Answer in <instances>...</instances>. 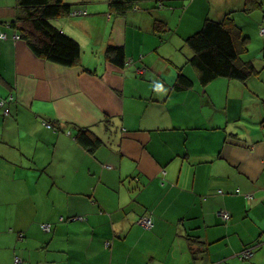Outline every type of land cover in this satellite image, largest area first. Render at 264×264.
<instances>
[{
    "label": "crops",
    "instance_id": "obj_1",
    "mask_svg": "<svg viewBox=\"0 0 264 264\" xmlns=\"http://www.w3.org/2000/svg\"><path fill=\"white\" fill-rule=\"evenodd\" d=\"M111 1L123 0H65L87 13L50 20L81 48L78 65L62 66L14 38L5 22L19 8L0 0V97L11 95L0 106V264H264V85L200 84L177 62L206 15L231 11L260 47L264 0L254 10L246 0H126L138 9L124 13ZM109 44L124 47L125 66L105 61ZM179 68L191 87H173ZM73 124L103 143L83 146ZM248 245L251 260H237Z\"/></svg>",
    "mask_w": 264,
    "mask_h": 264
},
{
    "label": "trees",
    "instance_id": "obj_2",
    "mask_svg": "<svg viewBox=\"0 0 264 264\" xmlns=\"http://www.w3.org/2000/svg\"><path fill=\"white\" fill-rule=\"evenodd\" d=\"M158 1L159 8L177 7L169 4L170 0ZM15 2L17 8H19L18 13L14 19L5 22L10 25L9 28L14 29L15 35L23 39L37 57L62 66L78 65L81 53L79 43L53 25L50 20L66 15H85L87 13L86 8L84 6L73 8L74 5L65 2V0H15ZM109 6L117 12L123 13L138 9L134 3L126 0L111 1ZM260 7V0H246L244 9L254 10ZM231 13V11L226 12L219 19L206 15L201 27L183 39L182 45H187L191 50L186 62L196 70L200 84H206L217 77L239 81L248 79L254 81L253 77L256 78V75L263 74L264 35L262 34L263 39H260L262 44L260 47L257 46L255 53L252 55L260 56V58H241L242 53L249 51V37L242 33L240 26L237 25ZM165 30H168L166 22L162 19H154L152 32L157 35L159 41H163L162 33ZM103 56L105 61L113 65L125 66L126 55L123 46L109 44L105 47ZM256 80L258 81V78ZM192 84L193 80L186 73L180 71L175 75L174 88L187 89ZM8 98L9 95L7 98L0 97V102L3 101L4 104L9 101ZM261 101L264 107V96ZM46 124L48 127L52 125ZM73 126L76 128L75 137L83 146L93 149L103 143L87 126L74 124ZM142 217L143 214L139 215L137 219ZM138 224L146 228L140 223ZM247 247L254 246H245L237 252Z\"/></svg>",
    "mask_w": 264,
    "mask_h": 264
},
{
    "label": "rangeland",
    "instance_id": "obj_3",
    "mask_svg": "<svg viewBox=\"0 0 264 264\" xmlns=\"http://www.w3.org/2000/svg\"><path fill=\"white\" fill-rule=\"evenodd\" d=\"M169 26V25H168ZM169 28H171V29H173V27L172 26H169ZM174 30V29H173ZM175 36V35H174ZM249 44H250V46H249V51H246V52H244V53H242L241 54V58H243V59H251V58H260V56H252L254 53H255V51H256V49H257V44H255V43H251V42H249ZM185 48L186 49H188V46L187 45H185ZM178 56L181 58L182 56L184 57V58H181L179 61H177L178 63H182V62H184V61H186V59H187V57H189V56H185V50L180 46V49H179V53H178ZM177 56H175V61L177 60ZM180 71H182V72H184V70H182V69H178L177 70V72H180ZM176 72V73H177ZM264 75L263 74H258V75H256V78H254L253 77V80L255 81L257 78H258V83L260 84V85H264ZM260 122H262V121H264V115L260 118V120H259ZM256 246V245H255ZM254 248V247H253ZM235 254V253H234ZM233 254V255H234ZM253 255V254H252ZM234 257L237 259V260H240V261H247V262H249L250 260H251V258H252V256L250 257V258H245V259H242V258H239L238 257V255L237 254H235L234 255ZM14 258H13V264H14Z\"/></svg>",
    "mask_w": 264,
    "mask_h": 264
},
{
    "label": "built area",
    "instance_id": "obj_4",
    "mask_svg": "<svg viewBox=\"0 0 264 264\" xmlns=\"http://www.w3.org/2000/svg\"><path fill=\"white\" fill-rule=\"evenodd\" d=\"M261 34L264 35V28H261ZM6 37V34L5 33H0V38H5ZM14 38H18L17 35L14 34ZM11 95L9 96L8 100L10 99ZM2 102H0V105L2 106ZM3 112H7V110L3 111ZM219 214L224 218V219H227L229 217V213L227 211H223V210H220L219 211ZM138 222L143 225L144 227L146 228H150V226L152 225V219L149 215H143V217L141 219H138ZM41 227L44 229V230H49L50 229V226L49 224L47 223H42L41 224ZM253 254V247H247L246 249L240 251V252H237V255L239 258H242V259H245V258H250ZM15 261L18 262L19 259L18 258H15Z\"/></svg>",
    "mask_w": 264,
    "mask_h": 264
},
{
    "label": "clouds",
    "instance_id": "obj_5",
    "mask_svg": "<svg viewBox=\"0 0 264 264\" xmlns=\"http://www.w3.org/2000/svg\"><path fill=\"white\" fill-rule=\"evenodd\" d=\"M7 113V112H6ZM3 115H5V112L3 113Z\"/></svg>",
    "mask_w": 264,
    "mask_h": 264
},
{
    "label": "bare ground",
    "instance_id": "obj_6",
    "mask_svg": "<svg viewBox=\"0 0 264 264\" xmlns=\"http://www.w3.org/2000/svg\"><path fill=\"white\" fill-rule=\"evenodd\" d=\"M3 102V101H2Z\"/></svg>",
    "mask_w": 264,
    "mask_h": 264
}]
</instances>
